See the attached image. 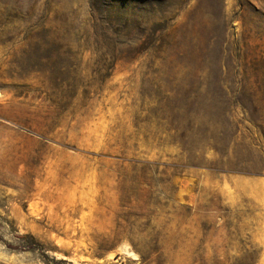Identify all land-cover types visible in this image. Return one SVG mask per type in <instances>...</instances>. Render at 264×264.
I'll return each instance as SVG.
<instances>
[{
  "label": "rangeland",
  "instance_id": "obj_1",
  "mask_svg": "<svg viewBox=\"0 0 264 264\" xmlns=\"http://www.w3.org/2000/svg\"><path fill=\"white\" fill-rule=\"evenodd\" d=\"M0 264H264V0H0Z\"/></svg>",
  "mask_w": 264,
  "mask_h": 264
}]
</instances>
